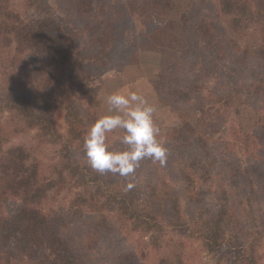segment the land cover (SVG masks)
Returning a JSON list of instances; mask_svg holds the SVG:
<instances>
[{"label": "trees", "instance_id": "obj_1", "mask_svg": "<svg viewBox=\"0 0 264 264\" xmlns=\"http://www.w3.org/2000/svg\"><path fill=\"white\" fill-rule=\"evenodd\" d=\"M7 1L0 0V194L5 195L7 190L18 195L20 203L11 215L1 212L0 205V248L14 251L35 264H85L77 252L75 239L72 236L66 239L65 233L55 230L38 209L48 193L62 192L69 180L74 191L68 205V219L80 220L85 212L93 213L95 235L102 243L109 242L118 226L142 233L150 248L159 247L160 235L163 238L168 229L191 230L190 236L212 257L213 264H261L257 242L264 239V106L254 113V123L242 142L245 154L252 160L250 164L237 161L233 149H226L228 146L222 139H211L208 131L211 119L206 117L233 102L232 96H235L234 110L242 105L241 93L248 98L264 97V0H216L214 5L200 0L202 5L208 4L206 10L190 8L177 36L169 39L167 47L161 50L162 75L153 83L156 93L162 96L164 92L159 89L171 83L173 86L166 89V94L183 104L193 102L199 116L196 130L188 138H182L180 148L182 152L193 153L178 169L185 184V198L195 207V217L190 223L181 215L179 197L166 189L164 183L154 184L146 178L141 181L139 171L128 177L101 175L88 167L87 161L76 159L74 145L81 142L78 146H83L87 127L98 120L94 114L84 117L76 108L67 106L69 130L64 138L48 115L37 113L27 91L14 90L21 84L16 78L25 67L24 60L18 59L24 48L59 62L72 61L74 66L96 64L108 69L118 53L125 50H130L129 56L136 53V26L143 20L145 24L162 20L172 0H62L82 21L79 29L64 25L52 16L48 0H23L24 7L38 13L25 20ZM219 20L232 33L246 30L253 40L251 52L239 38L228 34ZM79 35L86 38L84 51L79 49ZM196 50L197 59L189 63L187 59L195 56ZM206 51L214 55L215 61L227 60L233 72L236 67L248 71L251 80L245 82L244 73L236 72L240 76L238 84L215 94L205 106L207 97L201 94L204 85L200 80L188 79L187 85L180 88L171 77L181 69L184 73L187 66L207 75ZM34 70V66L29 68V84ZM48 73L51 74L50 70ZM4 112L11 116L3 117ZM28 130L34 132L39 142L58 147L60 167L53 179H40L37 170L26 166L31 159L38 166L40 159L35 158L33 146L4 148L11 134ZM150 162L144 160V165ZM234 179L242 180L247 186L243 199H235L237 207L230 188ZM128 184L133 187L128 188ZM207 195H212V203L208 205L203 203ZM244 207L251 221L247 220L249 215L245 218L235 213ZM253 224L258 226V231L254 229L251 239L249 230L254 228ZM120 244L118 239L113 256ZM127 253L118 252L115 259Z\"/></svg>", "mask_w": 264, "mask_h": 264}, {"label": "rangeland", "instance_id": "obj_2", "mask_svg": "<svg viewBox=\"0 0 264 264\" xmlns=\"http://www.w3.org/2000/svg\"><path fill=\"white\" fill-rule=\"evenodd\" d=\"M48 1L51 7L50 14L59 21H63L64 25H72L77 29L82 26V21L64 6L62 0ZM207 1L213 5L216 4V0ZM7 3L18 11L23 20L31 19L38 15L36 11L24 7L23 0H8ZM206 5L208 6V4ZM207 6L202 5L200 0H172L162 20L153 21L152 24H148V22L145 24L143 20L136 26L138 32L136 34V44L134 43V47L135 45L137 47L136 53L131 56H129L130 50L118 53L108 69H103L96 64L83 67L74 66L72 61L59 62L50 57L48 58L44 53L24 48L22 55L18 59L24 60L25 67L21 69L20 76L16 78L19 79L21 84L14 89L16 91L21 89L22 91H27V94L34 101L33 107L37 113L48 115L53 127L64 138L67 137L69 130V122L66 117L67 106L76 108L80 115L84 117L92 113L96 119H99L104 115L111 114L108 112L106 103V97L109 94L117 91L122 93L135 91L142 95L157 109L153 114V119L160 129L158 139L168 149V156L164 167L153 161L149 163L150 165H144L143 160L140 167L135 171H139L138 177H140L141 181L146 178L154 184L164 183L166 189L168 188L177 195L179 197L181 215L188 221L195 217L196 212L192 203L185 198V184L180 177L178 169L193 152L191 150L182 152L180 148H182V138H188L192 134L191 132L196 130L199 116L192 104L193 102L183 104L180 100H172L166 94V89L173 86L171 83L166 84L164 88L161 87L159 89L158 87L160 91L164 92L161 93L162 96L156 93L153 83L158 81L162 75L161 50L167 47L169 39L177 36L189 9L193 8L203 12ZM219 24L227 30L228 34L230 33L237 40L239 38L238 41L244 43L247 51L251 52L253 40L246 30L232 33L220 20ZM78 38L79 49L84 51L87 43L85 35H79ZM9 51L14 54L13 49ZM205 55H208L209 58L206 64L209 71L207 75H203L201 71L188 69L187 66L184 69V73H182L181 69L180 73L173 74L171 78L176 81L174 84L180 88L187 85L188 79L191 81L200 80V83L204 85L201 94L207 97L206 106L210 103L208 101L215 97V94L230 90L237 85L240 80L238 77L240 76L236 72L241 73L243 71H241V67H236L234 72L231 71L230 69L233 66L227 60L215 61V57L210 51H206ZM196 57H198V50H196L195 56L188 58L187 61L193 63L197 59ZM179 62L182 65V60H179ZM33 66L35 70L32 83L29 84V68ZM47 66H49V69ZM48 70H50V75ZM10 73L15 76L14 71H10ZM243 73L244 81H250L249 72L245 71ZM1 95L2 91L0 92V98L2 97ZM234 97L232 96L233 102L223 106L221 111L214 110L215 112H211L207 117L205 116L211 119L208 122L209 136L212 140L222 139L226 144L225 146H228L226 149L234 150H232V153L235 154L236 158H234L237 161H241L244 164L249 161L250 164L252 160L248 159L245 154L242 142L244 135L250 131L254 123V113L264 106V97L248 98L245 93H241L239 99L242 105L236 107L235 110ZM2 115L3 117L11 116L8 112H4ZM90 126L87 127V131ZM121 134V130L108 134L106 141L108 149L111 151L124 149L118 139ZM10 136L4 148L15 145L30 148L33 146V150L36 152L35 158L40 159L37 160L38 166L35 162L31 163L32 159L26 163V166L37 170L40 179H53L54 175H57V170L60 167L57 146L47 142H39L34 138V132L29 130L17 135L11 134ZM80 143L76 142L74 145L75 157L86 161L83 146H78ZM215 181L210 184L214 186ZM246 187L242 180H233L230 188H232L234 193L232 200L236 207L235 199H243L242 193L246 191ZM72 188V182L67 180L62 192L51 191L48 193L46 199L38 206V209L48 218L55 230L65 233L66 239L70 236L75 239L77 252L83 257L82 261L85 264H156L158 261L171 264H213L212 257L202 250L201 244L194 237L190 236L191 230L185 232L177 229H168L163 238L160 235V249H158L159 247H148L142 233L133 232L123 226H118L115 229L117 232L113 234L109 242H104V244L100 239L98 241L95 235V228L93 227L96 217L93 213L85 212L80 220H69L67 217L68 205L74 191ZM202 188L204 190L207 189L206 186ZM160 194L162 195V193ZM211 197L212 195L204 197L203 203L207 205L212 203ZM19 203L18 195L10 194L7 190L5 195L2 196L0 194L1 212L6 215L13 214ZM235 213H237V216L241 215L245 216V218L249 215L247 218L249 221L252 219L245 207ZM253 227L252 230H249L252 232L251 239H254V229L256 228L255 232L258 231L256 224H253ZM118 239L121 240V246L117 248L118 250L113 256L115 253L113 248ZM106 243H109V245ZM257 246L258 255L262 257L260 262L264 264V239L257 242ZM121 251L128 253L121 259H115L117 253ZM0 264L35 263L14 251L6 252V250L0 248Z\"/></svg>", "mask_w": 264, "mask_h": 264}, {"label": "clouds", "instance_id": "obj_3", "mask_svg": "<svg viewBox=\"0 0 264 264\" xmlns=\"http://www.w3.org/2000/svg\"><path fill=\"white\" fill-rule=\"evenodd\" d=\"M106 103L111 114L100 117L84 137L88 167L101 175L111 173L122 177L134 174L143 160L158 162L164 167L168 149L158 139L160 129L153 119L156 107L135 91L111 93ZM116 130H121L119 141L125 147L121 151H110L107 137Z\"/></svg>", "mask_w": 264, "mask_h": 264}]
</instances>
